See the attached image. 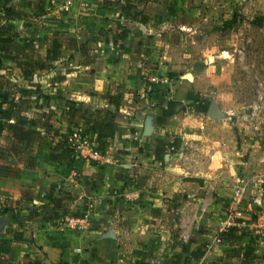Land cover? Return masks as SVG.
Here are the masks:
<instances>
[{
	"label": "crops",
	"instance_id": "obj_1",
	"mask_svg": "<svg viewBox=\"0 0 264 264\" xmlns=\"http://www.w3.org/2000/svg\"><path fill=\"white\" fill-rule=\"evenodd\" d=\"M66 1L32 0L30 5H21L19 10L24 16L8 21L15 26L18 44L26 39H33L39 53L43 54L46 40L60 31L76 38L77 46L85 44L88 48V44L95 40L92 43L101 45L100 51L95 57L91 56L90 63H85L83 57H78L77 64L70 68L68 64L72 58L77 54L81 56L82 53L63 49L61 56L53 62L52 69L37 71L30 80L19 76L14 61L0 58V65L3 60L11 63L4 68L0 67V143L9 141V133L4 125L12 118H7L4 114L8 115L12 110L22 108L21 110L30 111V117H38L45 111L58 130L57 137L63 138L71 130L81 129L90 138L96 139L103 151L114 154L119 163L95 162L74 155L70 160H52L51 156L61 152V149L56 141L51 140L47 141L41 155L32 164L27 163L24 154L7 157L0 155V165H9L18 175L0 173V211L7 209L5 213H0L3 220L0 224V260L4 264H23L28 258L39 259L42 264H166L171 258L173 263L169 264H181L185 253L190 261H184V264H213L222 250L228 248L213 240L228 225L238 223L251 229L259 226L264 231V196L261 195V204L256 205L248 203L246 195L235 199L234 189H231V174L239 173L237 167L241 171L240 178L246 177L249 172L260 175L253 185V191L257 192V196H260L261 188L264 191V138L258 136L264 133V128H258L259 133L248 143V136L241 132L239 138L244 139L241 142L234 135L230 122L225 117L224 120L218 117V110L205 119L197 115L194 122L197 121L199 128L193 131L192 146L199 152L192 156L196 165L191 168L196 172L190 181H185L182 178V163L174 164L175 155L171 152L163 153L153 141L157 136L155 129L158 124L161 121L167 122L166 118H169L171 111L165 110L161 114L162 118L157 120V108H150L151 103L140 101L129 105L130 108L124 105L125 100L130 102L124 91L141 89L143 76L154 80L155 75L163 73V70L177 69L174 59L168 65L163 64L168 61L163 60L164 58H172L169 53L171 46L166 45L165 39L158 35L148 39L137 33L139 29L147 35L164 31L169 23L167 15L170 16V10L175 9V3L180 1L118 0L119 4L113 0H71L70 4H66ZM188 2L190 1L185 0L186 4ZM198 2L199 0H194L195 5ZM27 15L35 17L29 21L26 19ZM47 17H50L49 24L42 20ZM123 28L128 29V34L122 39L117 33ZM47 29H51L52 36H49ZM43 30L46 31L43 32L44 36L36 35ZM81 30L90 34L78 36ZM84 35L97 38L86 40ZM157 45L169 48L162 51V47ZM68 56L71 57L68 59ZM148 62L155 63L151 65L156 68L148 67ZM60 64L64 67L60 68ZM9 76L26 82L25 89L20 88L19 94L9 91ZM179 77L181 78V74ZM177 83L181 84L182 80H177ZM195 85L197 90H201L198 76ZM35 87L44 95L37 97L32 93L27 96L26 91ZM117 90L123 91L121 105H109L105 96ZM185 93L181 99L188 95L194 96L186 90ZM18 99H27L28 103L20 102L21 105H18ZM71 102L74 105L81 103L92 110L98 109L94 112L93 120L90 121V117L85 118L83 114L80 120L71 123L72 112H67ZM105 108L111 110L113 117L110 114L105 117L106 114L102 111ZM208 110L215 109L212 107ZM151 111L155 116H148L150 135L148 134L147 140L144 138V142L139 140L141 143L132 145L126 140V133L133 129V125L136 128L142 125L143 130L147 117L145 114ZM105 122H109L111 128L104 127ZM205 143L207 147H204ZM141 147H144L142 152L139 149ZM215 148L222 152L223 160L218 164L220 166L204 169L203 163L205 165L209 156L208 162L214 163V155L217 153ZM183 158L186 163L187 156ZM169 169H173L175 174L168 175ZM136 173L143 174L139 176ZM129 177H132L131 181ZM138 178L140 180L137 181ZM222 178H226L228 182ZM141 179L146 182L148 189L140 200L143 209L138 204L137 211L141 210L142 214L137 215L127 204L132 203L131 196L140 191V185L135 187V184H141ZM205 189L207 193L203 192ZM58 197L70 213L86 211L89 214L86 228L73 232L60 227L61 218L47 221L29 219L31 210ZM232 197L233 203L239 208L234 213L229 212ZM168 198L173 200L168 201ZM60 210L58 211L61 212ZM66 216L69 215L64 217ZM137 216H142L147 221L137 222ZM201 226H204L205 234L204 231L200 232ZM212 228L211 234L209 229ZM108 230L113 232L114 238H104ZM197 234L201 237L209 235L211 240H202L204 244L195 242L193 237ZM19 235L20 238L16 237ZM124 238L127 239L125 248ZM246 241L244 238L243 243ZM207 243L210 244L209 249L200 261L190 258L189 254L193 249ZM254 247L260 253L264 242L257 241ZM122 249H127L126 255H120ZM161 252L163 255H160Z\"/></svg>",
	"mask_w": 264,
	"mask_h": 264
},
{
	"label": "rangeland",
	"instance_id": "obj_2",
	"mask_svg": "<svg viewBox=\"0 0 264 264\" xmlns=\"http://www.w3.org/2000/svg\"><path fill=\"white\" fill-rule=\"evenodd\" d=\"M179 1L180 2L175 3L176 5L173 4L176 8L170 10V16L167 15L166 19L169 20V23L164 31L153 35H147L141 31L142 29H139L137 33V35H144L145 38L148 39L157 35L160 36L159 38L165 39L166 45L171 46V52L169 53H171L172 58H164L163 60L168 61H164L163 64L168 65L169 61L174 59L173 62L178 66L177 69L172 71L163 70V73L155 75L156 79L154 80H149L147 76H143L144 79H141L143 87L141 89H131L128 92L124 91V94H128L126 98L130 99V102L125 100L124 105L130 108L129 105L140 101H146L147 104L151 103L152 106L150 105V108H157L159 114V116L156 114L157 120L162 118L161 114L165 110L166 112L171 111V113H169V118H166L167 122L161 121L155 129L157 136L155 135L156 138H153V141L159 146L163 153L168 154L171 152L175 155L173 163H182V168L184 169L182 178L185 181H190L194 176V172H196V170L193 171L194 169H191L196 165L195 158L192 156H196L195 153L199 152L196 147L192 146L193 131L197 130V127L199 128L197 121L194 122V118L197 115L205 119L207 115L210 117L218 110L216 114H218V117L222 118L221 120H224L225 117L227 121L230 122L231 129L237 140H242L239 138V134L245 132L244 136H248L247 143L250 142L251 139H255V136L259 133L258 128H264V0H199L196 5L194 4V0H189L190 2H188V4L185 3V0ZM30 3H32V0H12L10 6L14 9H20L22 6L25 7L26 5H30ZM34 17V15H27L26 19L30 21L31 18ZM48 18L50 17L42 20L49 24L50 19ZM140 20H143V18H140ZM47 30L49 36H52L51 29ZM43 32L46 33V31L43 30L41 32L38 31L36 35L39 34L40 36H44ZM83 34L90 33L81 30L78 36ZM84 37H86V40H89L91 37L94 39L97 38V36L91 35H84ZM94 41L95 40L92 42ZM154 41L155 39L153 42ZM92 42L88 44L87 50L89 51L87 53H82L81 56L77 54L76 57L72 58L71 62L68 61L70 62L68 67L71 68L75 66L78 57L86 59L88 56L95 57V55L99 53L101 45ZM157 46L162 47L160 48L162 51L168 50L169 48H166L165 45L164 47L163 45ZM160 49L158 51H160ZM70 57L68 56V59ZM64 61L65 60H62V62ZM2 62L0 67L3 66V68L11 64L10 61L6 60ZM151 64L155 63L148 62V67L156 68ZM58 66H60V68L64 67L62 64ZM209 67H211V70ZM180 74L181 78L179 77ZM197 76L201 81V90H197L198 87L195 85ZM164 78L168 80L166 83L161 82ZM8 79L7 88H9V91L12 93L14 92V94H19V89H25L27 85L26 82L21 81V79L13 78V76H9ZM179 79L182 80V83L178 85L177 80ZM185 90L194 96L188 95V97L181 99L186 95ZM20 96L21 94L18 97L19 99ZM16 98L17 95L15 96V99ZM19 99L17 100L18 105H21ZM210 106L215 110L209 111L208 109ZM21 109L12 110L11 114L4 115L12 119L17 115H30V111ZM81 110H84L82 113L85 118L88 116L91 121L93 120L92 117L94 112L98 109L92 110L82 106ZM21 111L22 113H20ZM145 116H155V113L152 111L146 112ZM183 121H185L186 124ZM132 127L133 129L128 131L125 135L126 140L128 139L132 145H137V143H141L140 141L144 142V138L147 140L150 134L143 135L142 125L138 126V128H136L135 125ZM258 136L260 138L263 136L264 138V133L258 134ZM241 142H244V139ZM203 145L207 147V143ZM250 146L249 150L252 147ZM99 148L102 150L100 146ZM139 149L142 152L144 147ZM215 151L217 153L214 155V163H211V161L208 162L210 156L208 159L203 157V159H206L205 165L203 163L204 169L207 168L210 170L213 166H220L218 164L223 160V156L221 155L222 152L221 149L218 148H215ZM103 152L108 153V151ZM205 154H207L206 148ZM109 156L111 157L112 163L118 162L117 159L115 160L114 154H109ZM186 156L185 163L183 162V157ZM205 156L207 157V155ZM236 169H238L237 172L239 173L236 175L231 174V189H234L235 194L236 185L240 182L244 183L246 190L242 195H246L248 203H252L253 195L257 196V192L252 194L250 191L255 188L253 185L260 175L249 172L245 175L246 177L240 178L239 175L241 171H239L237 167ZM168 173V175L175 174L173 173V169H169ZM142 174L138 173L137 175L141 176ZM127 178L126 175L125 179ZM131 178L132 177H129L130 181ZM136 180L138 181L140 179L138 178ZM222 180L228 182L226 178H222ZM145 183L146 182L141 179V184H135V187L136 185H140V191H138L136 195H132V203L127 204L134 209L137 215L142 214L141 210H137L138 204H140L139 207L143 209L140 200L148 189ZM228 185L230 189V184ZM203 192L207 193V189ZM260 193L264 196L262 188ZM234 198L232 197V202L229 205L230 213L239 210V208L236 207V203H233ZM172 200L173 199L168 198V201ZM251 211L252 209L248 212ZM135 221L143 223L147 220L142 216H137L135 217ZM123 225H125V223H123ZM105 228H107V226H105ZM203 228L204 226L200 227V232L202 233L204 231L205 234ZM211 230H213V228L209 229L210 233ZM193 238L195 242L202 244L205 243L202 241L204 239L211 240L209 235L207 237H201L200 234H197ZM124 239L125 245L123 248L127 245V239ZM213 242L215 241L213 240ZM125 250L127 249H122L120 255H126L127 251ZM157 253L159 254V252ZM160 255H163V252H161ZM184 261L188 263L190 261L185 256V253L181 258V264H184ZM169 263H173L171 258L166 264ZM193 264L197 263L194 262Z\"/></svg>",
	"mask_w": 264,
	"mask_h": 264
},
{
	"label": "trees",
	"instance_id": "obj_3",
	"mask_svg": "<svg viewBox=\"0 0 264 264\" xmlns=\"http://www.w3.org/2000/svg\"><path fill=\"white\" fill-rule=\"evenodd\" d=\"M11 1L0 0V58L14 61L18 68L19 76H22L25 80H30L37 71H48L52 69L54 67L53 62L61 56L63 49H73L81 53H87L89 51L85 44L77 46L78 40L76 38L69 37L66 33L60 31L46 40L43 54L39 53L38 47L30 39H26L21 44H18V34L15 32V26L9 24L8 21L21 18L24 16V13L18 8L14 9L10 6L9 3ZM113 1L119 4L118 0ZM127 34L128 29L123 28L117 33V36L123 39ZM91 61L92 57L90 56L85 59V63H90ZM32 93L37 97L44 95L38 87L26 91L27 96ZM105 98L109 105H121L123 91L117 90L114 93H109ZM20 102L27 104L28 100L21 99ZM71 103L72 105L67 109V112H72L70 122L73 123L74 121L76 123L83 117L81 110L82 104L77 103L74 105V102ZM102 111L106 114L105 117L108 114L113 117L110 109L105 108ZM1 120L2 116L0 115V124ZM103 126L111 128L109 122L103 123ZM4 128L9 133V141L5 144L0 143V155L2 157L24 154L27 163L32 164L41 155L48 140L56 141L61 149V152L51 156L52 160L61 161L62 158L64 160H70L74 155L71 148L67 145L66 140L57 137L58 130L53 126L50 115L45 111H42L38 117H30L24 114L17 115L14 117L13 122L6 123ZM0 173L4 175L12 173L17 175L9 165H0ZM6 211L7 209H3L0 213H5ZM80 214L82 213H70L62 204L61 198L58 197L53 198L49 203L42 204L38 208L31 210L29 212V219L47 221L51 218H63L65 215L78 216ZM16 237L20 238L21 236ZM216 238L219 240V244L226 245L228 248L222 250L221 255L213 264H264V247L260 253H257L254 247L257 241L264 242V231L259 234L247 225H239L236 223L228 225L224 230L219 231ZM244 238L247 239L246 243H243ZM205 247L206 245H200L193 249L189 254L190 258L195 261H200L206 254ZM0 264H4V262L0 260ZM23 264L42 263L39 259L28 258V261Z\"/></svg>",
	"mask_w": 264,
	"mask_h": 264
},
{
	"label": "built area",
	"instance_id": "obj_4",
	"mask_svg": "<svg viewBox=\"0 0 264 264\" xmlns=\"http://www.w3.org/2000/svg\"><path fill=\"white\" fill-rule=\"evenodd\" d=\"M71 0H67L66 4H70ZM168 80L164 78L162 79V83H166ZM8 123H12L13 119L7 120ZM66 140L67 145L71 148L74 156H80L83 158H89L97 162H103V163H110L111 157L109 154L103 152L99 146L96 139L90 138V136L85 133L81 129H73L70 132L67 133L65 137H63ZM246 190V186L244 183L240 182L236 185L235 188V199H238L243 192ZM252 194H254V191H250ZM261 195L256 196L253 195V203L256 205L261 204ZM89 222V214L85 211L82 214L78 216H66L59 220L60 227H63L65 229H68L69 231L73 232H80L84 228H86L87 224ZM256 233L261 234L263 230L256 226L254 228ZM215 242H219L217 238L214 240ZM206 250L209 248V244H206Z\"/></svg>",
	"mask_w": 264,
	"mask_h": 264
},
{
	"label": "water",
	"instance_id": "obj_5",
	"mask_svg": "<svg viewBox=\"0 0 264 264\" xmlns=\"http://www.w3.org/2000/svg\"><path fill=\"white\" fill-rule=\"evenodd\" d=\"M212 106H210L209 109H211ZM151 131V125H150V117H146L144 120V126H143V135H147L149 134V132ZM3 223L2 218H0V224ZM104 238H114V234L111 230H108L107 232H105L104 234Z\"/></svg>",
	"mask_w": 264,
	"mask_h": 264
}]
</instances>
